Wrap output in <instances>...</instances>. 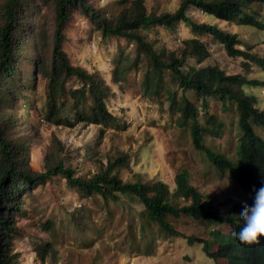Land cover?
<instances>
[{"label":"rangeland","instance_id":"374dc122","mask_svg":"<svg viewBox=\"0 0 264 264\" xmlns=\"http://www.w3.org/2000/svg\"><path fill=\"white\" fill-rule=\"evenodd\" d=\"M87 1L109 19L127 5L124 0ZM180 2L145 0L148 11L157 13L173 12ZM23 5L18 13V28L12 32L15 78L8 84L6 77H0V87L5 86L12 93V100L5 104L0 101V122L10 126L7 133L18 147L19 161L28 158L29 167L38 172L62 162L74 170L75 176L90 178L105 169L110 159L126 156L118 171L121 179L146 184L162 181L173 194L176 175L186 169L191 183L208 196L213 208L226 215L232 213L234 203L247 195L230 173L221 174L207 153L196 148L191 127L183 123L180 112L171 108L168 91L176 90L178 98L186 95L198 108L201 122L208 111L223 123L220 136L205 135L203 144L231 157H235L239 135L234 104L209 96L206 109L202 97L193 91L184 93L167 71L163 86L155 90L147 83L152 69L148 59L141 57L133 64L134 41L124 37L103 39L90 17L77 9L64 28L63 49L72 64L97 73L111 86L107 106L118 120L104 129L83 122L69 126L49 121L46 80L38 73V65L40 60L50 62L52 58L55 4L24 0ZM256 10L264 22V5ZM189 15L237 33L245 45L252 47L251 52L264 58V29L218 20L194 7L189 9ZM3 21L0 11V27ZM143 34L165 53L178 49L186 38H200L210 55L200 64L189 57L185 70L190 66L217 65L227 73H243L249 79L264 81L263 66L251 63L246 70L244 57L230 56L218 40L206 34L195 35L185 23L175 29L155 26ZM119 63H132V67L116 82L113 72ZM77 83L71 80L69 85ZM244 89L257 96L258 107L264 110V85ZM64 114L73 120L71 108ZM255 128L264 136L263 128ZM20 189L14 198L20 210H11L8 204L3 209V216L13 227L7 241V264H230L228 258L206 255L202 242L189 243L187 238L209 239L210 251L215 252L221 242L212 237L211 231L219 229L222 234H230L229 224L208 226L189 216H170L180 234L171 236L147 221L145 207L136 195L120 194L117 200L105 199L96 192L87 196L59 173L41 184ZM177 203L188 201L179 198ZM227 238L221 240L227 242Z\"/></svg>","mask_w":264,"mask_h":264},{"label":"trees","instance_id":"16d2710c","mask_svg":"<svg viewBox=\"0 0 264 264\" xmlns=\"http://www.w3.org/2000/svg\"><path fill=\"white\" fill-rule=\"evenodd\" d=\"M23 1L4 0L0 4L4 18L0 27V77H6L8 84L15 78V67L12 65V32L18 28V13L24 6ZM42 1H53L56 9L52 58L50 62L42 59L38 65V73H42L43 79L46 80L47 120L69 126L80 122L96 124L103 129L118 120L107 106V99L112 94L111 86L97 73L72 64L63 49L64 28L73 12L80 9L90 17L103 39L124 37L134 41L136 59L133 64L141 57L148 59L152 69L147 74V83L152 84L155 90L158 91L163 86V76L167 71L184 93L193 91L202 97L206 109L209 96L219 98L224 104H234L238 114L239 135L235 157H231L203 144L205 135L220 136L223 123L208 111L205 113V120L201 122L198 108L186 95L178 98L176 90L168 91L171 108L180 112L183 123L191 127L196 148L207 153L221 174L230 173L247 196L235 202L232 213L226 215L213 208L207 201L208 196L191 183L190 174L186 169L176 175L174 194L168 184L162 181L152 184L124 181L119 177L118 171L126 162V156L110 159L105 169L90 178L75 176L74 170L65 167L62 162L45 172L34 171L29 167L28 158L19 161L16 156L18 147L7 133L10 126L0 122V264H7V241L13 230L3 216L6 204L11 210H20L14 199L20 188L26 189L41 184L56 173L63 175L69 184L78 187L87 196L96 192L105 199L117 200L120 194L136 195L145 207L147 221L171 236L180 234L171 223L170 216H189L207 223L208 226L229 224L232 227L230 234H222L219 229L211 231L212 237L221 242L219 250L215 252L210 251L209 239L188 236V241L202 242L206 255L215 259L228 258L230 264H264V237L258 238V241L252 244H242L233 236L241 224L239 213L243 204L251 203L253 190L259 188L264 179V136L257 133L255 128L259 126L264 129V110L258 107L257 96L244 89L246 86L264 85V81L249 79L243 73H227L217 65L190 66L185 70L183 67L189 57L195 58L200 64L210 55L209 49L200 38H186L178 49L165 53L157 49L143 34L144 30L155 26L175 29L179 24L185 23L195 35L206 34L218 40L230 56L244 57L243 68L246 70H249L251 63L264 67V58L251 52L252 47L245 45L237 33L226 31L217 24L200 22L189 15V9L194 7L218 20L264 29V22L258 18L256 10L257 6L264 5V0H181L175 11L161 13L149 12L145 0H124L127 5L114 19H109L102 10L94 8L87 0ZM240 45L244 48H240ZM131 67L132 63L127 66L119 63L113 72L114 80L120 82ZM71 80L78 83L70 86ZM10 100L11 89L1 86L0 101L5 104ZM69 108L73 110V120L64 114ZM179 198L186 199L188 203L178 204ZM224 236H228L227 242L221 240Z\"/></svg>","mask_w":264,"mask_h":264},{"label":"clouds","instance_id":"9594fccd","mask_svg":"<svg viewBox=\"0 0 264 264\" xmlns=\"http://www.w3.org/2000/svg\"><path fill=\"white\" fill-rule=\"evenodd\" d=\"M241 224L233 236L242 244H252L264 237V179L253 190L251 203H244L239 213Z\"/></svg>","mask_w":264,"mask_h":264}]
</instances>
